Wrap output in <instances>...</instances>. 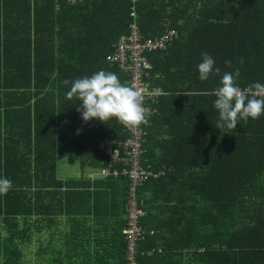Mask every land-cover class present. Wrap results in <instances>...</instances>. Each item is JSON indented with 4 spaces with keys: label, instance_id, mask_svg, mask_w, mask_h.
<instances>
[{
    "label": "trees",
    "instance_id": "16d2710c",
    "mask_svg": "<svg viewBox=\"0 0 264 264\" xmlns=\"http://www.w3.org/2000/svg\"><path fill=\"white\" fill-rule=\"evenodd\" d=\"M131 7L0 0V178L13 182L0 195V264H123L127 178L57 173L63 158L98 171L107 164L98 144L126 138L115 118L83 121L63 81L105 70L128 85L108 57L128 32ZM136 23L145 37L178 31L147 66L164 94L145 103L155 113L143 128L141 165L163 174L137 189L140 224L154 233L139 242L136 264H264V115L215 127L210 93L221 76L201 81L197 68L207 52L221 75L240 68V88L264 84V0H139Z\"/></svg>",
    "mask_w": 264,
    "mask_h": 264
},
{
    "label": "clouds",
    "instance_id": "9594fccd",
    "mask_svg": "<svg viewBox=\"0 0 264 264\" xmlns=\"http://www.w3.org/2000/svg\"><path fill=\"white\" fill-rule=\"evenodd\" d=\"M202 60L197 65L201 81H206L212 75L221 76L219 86L210 93L216 99L213 107L218 111L219 119L215 127L236 129L238 121L247 123L248 119H258L264 115V84L255 82L248 89H241L236 81L240 77V68L233 72H224L215 67L216 61L207 52H203ZM231 66L230 60L224 61ZM243 63V60L240 61ZM65 86L71 83L66 93L67 99L76 98L80 101L77 111L82 119L88 122L92 119L101 122L115 118L123 126L133 129L141 124L147 125L153 114L144 106L145 94L130 85L123 84L116 73L99 70L90 77L77 78L74 81L65 79ZM179 95V94H178ZM13 187V182L0 178V195H6Z\"/></svg>",
    "mask_w": 264,
    "mask_h": 264
},
{
    "label": "built area",
    "instance_id": "2783aa9c",
    "mask_svg": "<svg viewBox=\"0 0 264 264\" xmlns=\"http://www.w3.org/2000/svg\"><path fill=\"white\" fill-rule=\"evenodd\" d=\"M131 1L135 2V0ZM131 16L133 18L136 16L134 5L131 8ZM177 36L176 31L170 30L159 36L144 38L137 24L133 22L131 23V32L119 37L113 54L108 57L129 74L128 85L145 94L144 106L148 110L149 106H146L145 103H149V101L157 103L164 92L158 86L150 87L143 83L145 56L149 52L165 49ZM241 89L253 91L250 86ZM151 112L155 113V110ZM145 126L141 124L137 128H126V138L122 141L104 139L97 146L106 155L107 164L98 169L95 177H106L108 174L116 177L118 174H122L128 180L126 202H124V224L121 229L124 239L123 264H136L139 242L154 233V229L143 227L140 224L146 211L142 206V201L138 200L137 189L149 179H156L163 173L149 170L141 165L144 142L143 128Z\"/></svg>",
    "mask_w": 264,
    "mask_h": 264
},
{
    "label": "crops",
    "instance_id": "0c3cea01",
    "mask_svg": "<svg viewBox=\"0 0 264 264\" xmlns=\"http://www.w3.org/2000/svg\"><path fill=\"white\" fill-rule=\"evenodd\" d=\"M138 1L139 0H135V2H132V5H134L135 6V12H136V4L138 3ZM165 1H167V0H165ZM132 8V7H131ZM130 15H131V12H130ZM133 22H135L136 23V16H135V18H133L132 16H131V21H130V23H129V29H128V32L127 33H124V34H122V35H127V34H129L130 32H131V23H133ZM137 24V23H136ZM137 26L139 27V25L137 24ZM140 30V29H139ZM170 30H174V31H176L177 32V34H178V31H177V29H175V28H173V27H168V28H166L162 33H160V34H158V35H155V36H159V35H162V34H164V33H166V32H168V31H170ZM141 32V31H140ZM141 34H142V32H141ZM143 35V34H142ZM143 37L144 38H150V37H145L144 35H143ZM154 37V36H153ZM118 40H119V38H118ZM118 40H117V42H116V45H117V43H118ZM116 45H115V47H116ZM162 50H164V49H162ZM157 51H160V50H157ZM153 52H156V51H153ZM153 52H149V53H147L146 54V56H145V58H146V63L144 64V68H143V73H142V81H143V83L144 84H146V85H148V86H150V87H154V86H156V85H152V84H150V82L147 80V77H148V73H147V66L149 65V56H150V54L151 53H153ZM157 76V74H155L153 77H156ZM159 87V86H158ZM63 159H65V158H63ZM66 160V159H65ZM66 162H67V160H66ZM70 164V163H69ZM79 167V166H78ZM94 172V171H93ZM90 173H92V170H90V169H83V171H81L80 170V174H78V176H73V177H69V178H66V179H62V180H67V179H77L78 177H80V176H82V177H84L85 179H88V176H89V174ZM57 176H58V173H57ZM59 177V176H58ZM59 179H61V178H59Z\"/></svg>",
    "mask_w": 264,
    "mask_h": 264
},
{
    "label": "rangeland",
    "instance_id": "374dc122",
    "mask_svg": "<svg viewBox=\"0 0 264 264\" xmlns=\"http://www.w3.org/2000/svg\"><path fill=\"white\" fill-rule=\"evenodd\" d=\"M96 170V169H95ZM92 170V176H88V178L90 179H94L95 178V174L98 173V171ZM94 171V172H93ZM78 174H80V169L78 167V164H69L66 162L65 159H61L58 161V176L61 179H66L69 177H73V176H78ZM36 248V243L32 242V244L30 246H28V248H25V246L23 247V251H25V254L28 252V257H32L33 253L35 252Z\"/></svg>",
    "mask_w": 264,
    "mask_h": 264
},
{
    "label": "bare ground",
    "instance_id": "6f19581e",
    "mask_svg": "<svg viewBox=\"0 0 264 264\" xmlns=\"http://www.w3.org/2000/svg\"><path fill=\"white\" fill-rule=\"evenodd\" d=\"M151 120V119H150ZM151 124V123H150ZM148 127V126H147ZM146 134H147V131H146ZM146 137V136H145ZM145 141V140H144ZM144 150V149H143ZM147 152V151H146ZM142 161H143V159H142ZM111 178V177H110Z\"/></svg>",
    "mask_w": 264,
    "mask_h": 264
}]
</instances>
